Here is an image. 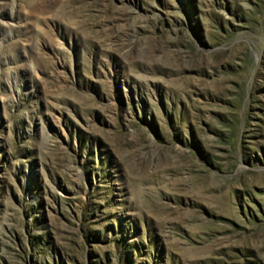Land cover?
<instances>
[{
  "label": "rangeland",
  "instance_id": "rangeland-1",
  "mask_svg": "<svg viewBox=\"0 0 264 264\" xmlns=\"http://www.w3.org/2000/svg\"><path fill=\"white\" fill-rule=\"evenodd\" d=\"M0 264H264V0H0Z\"/></svg>",
  "mask_w": 264,
  "mask_h": 264
}]
</instances>
